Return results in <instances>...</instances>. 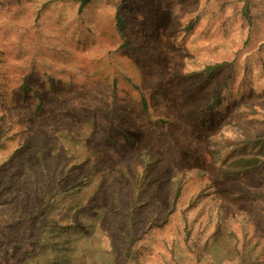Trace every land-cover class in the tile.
I'll list each match as a JSON object with an SVG mask.
<instances>
[{
  "label": "rangeland",
  "instance_id": "obj_1",
  "mask_svg": "<svg viewBox=\"0 0 264 264\" xmlns=\"http://www.w3.org/2000/svg\"><path fill=\"white\" fill-rule=\"evenodd\" d=\"M88 2L0 0V129L11 116L30 125L37 119L49 147L45 162L68 185L51 214L62 210L67 219L73 209L82 210L69 229L53 227L39 237L37 228H44H34L37 217L27 235L0 219V264H264V165L238 177L223 178L217 170L229 153L236 156L243 145L264 138V0ZM244 5L250 23L242 17ZM116 8L121 30L113 24ZM139 48L166 55L162 62L140 61ZM37 60L44 64V81L32 64ZM209 62L225 65L205 77L202 65ZM113 63L127 70L136 65L150 79H159L158 67L167 73L148 94L150 115L140 114L129 85L122 86L130 107L125 130L162 158L146 167V187L135 199L120 171L131 150L114 156L102 132L88 124L101 95L93 89L109 85ZM26 71L33 72L30 82L43 102L38 117L31 113L38 104L33 93L22 102L11 90ZM208 102L212 108L205 111ZM99 118L95 125L105 129ZM34 145L10 160L0 149V213L33 208L38 194L23 159L32 160L30 171L40 178ZM176 178L182 190L172 204ZM197 194L199 202L189 205ZM133 205L140 237L123 262L126 213ZM109 242L119 254L115 263Z\"/></svg>",
  "mask_w": 264,
  "mask_h": 264
},
{
  "label": "trees",
  "instance_id": "obj_2",
  "mask_svg": "<svg viewBox=\"0 0 264 264\" xmlns=\"http://www.w3.org/2000/svg\"><path fill=\"white\" fill-rule=\"evenodd\" d=\"M88 1L89 0H80L79 6L88 4ZM241 14L244 18V21L250 23L251 17L249 15L247 5H244L241 8ZM113 22L116 29L121 30L124 26V22L118 8H116L113 12ZM110 26L112 27L111 24ZM137 55V58L140 61H144L154 57V61L162 62L166 55V52L163 50L159 52L150 51V54H148V52L144 53V50L139 48L137 51ZM32 64L35 67H40L39 72L37 73L44 81L43 75L46 74L44 64L40 60H37ZM224 65L225 62L205 63L202 65V73L205 77H209ZM118 66L119 65H116L115 63H113V65L110 64L109 71L111 72V79L107 87L93 89L94 94H96L97 96L98 94L101 95H99V104L97 106L91 107V110L89 111L90 114L88 118V124H90V126L93 125L92 130L94 132L99 130L102 132V137L107 140V147H110L112 149L115 154L114 156H116L117 154L120 156L122 153L131 150L128 154V159L120 161V171L127 179H129V183L132 185L133 189H135V193L133 194L135 199L137 197V191L145 189L146 187V167L150 164V162L158 161L162 158L156 155V158L152 157L151 154L144 150L146 149L144 144L137 143L136 140L131 135H129L131 129H129V131L125 130L123 124L124 121L127 122V116L129 115L128 113L130 111V107L127 104V101L124 100L122 86L129 85V92H131L134 100L137 102L140 114L150 115L148 94L153 88L156 87V84H159L158 82H160V80H164V75H167V73L166 71L163 72L161 68L158 67L159 79H150L149 77H147V75H142L140 67H136V65L128 67L130 70L123 69ZM1 69L2 65L0 64V82L3 80ZM6 75L8 74L4 73V78L6 77ZM33 75V72L29 74V71H26L23 75L20 76L19 84L16 87L11 88V90L13 91V93H20L22 95V102L27 100L30 93H33L38 104L36 105L35 110L31 113L33 117H38L41 112L43 102L38 90L33 88L31 85L30 79L34 77ZM48 80L52 81L51 77L48 78ZM209 102L204 107L205 111H208L212 108V105ZM2 117H5V115H0V121ZM98 118L102 125H105V129H102L98 125H95V123L98 121ZM162 122H164V120H162ZM30 124L31 123H29L27 119H25V121H22L18 120L17 117L11 116V118L6 121V125L1 127L0 129V149L3 153H6V157L10 160L12 158H17L20 155L19 153L22 152L21 148L26 146V144H35L33 146V151L35 152L34 157L37 161V166L39 167L40 178H34L36 172L30 171V165H33L31 159H23V164L27 168L29 177L33 182V191H36L38 194L35 197L36 202L33 208L25 211V213H23L22 210H19L18 213L15 214L14 208L5 207L4 211L0 213V219H4V223H2L3 226H12L14 224V227L11 228L12 231L16 232L17 234L27 235L29 233H32L31 227L34 226V219L35 217H37L38 221H36V225L34 226V228H37L39 225H41V228H44L40 230H38L37 228V236L39 237L42 232L50 233V231H53L54 228L69 229L72 222L78 221V215L82 210L80 209V207L73 209L70 213L67 214V219L61 217L62 210L59 211L56 217L52 216V210L56 206H58L65 198L68 185L65 183L64 178L59 173V171L51 168L49 166V163L45 162V155L48 153L47 150L49 149V147L45 146L44 144V142L46 141L44 129L38 125L37 119L34 124ZM27 131H31L33 134V136L29 139L26 135ZM263 134L264 132L261 133V135ZM34 135L36 136V143ZM50 137L53 142H57L56 136L51 135ZM86 141L87 140H85V142ZM245 141L250 140L245 137ZM253 141L254 142L250 141L249 143L243 145L241 147L242 149L233 152V154H235L236 156H231L232 153H229L225 157V159L223 160V164L220 165L217 169L223 178L228 175L238 177L259 166L264 165V138L261 139V137H256L253 139ZM136 145H138L139 147ZM62 150L64 154H67L69 152L67 148H63ZM95 150L97 152L99 151L97 148ZM8 152H10L9 155ZM141 158L142 160L139 163ZM84 180L85 179L82 177L79 182H82ZM181 190V180L179 178H176L173 189L174 195L172 204H174L175 201L179 198ZM199 194L189 200V205H191V203L192 205H195L199 202ZM112 198L115 200L117 211L121 212L116 194L112 193ZM0 203L3 204L4 202ZM133 206L134 207H131L130 210L126 213L129 217L128 222L130 227L126 235L125 245L120 255L123 262H127L128 259L131 258V256L134 254L136 250L135 246L137 245L140 237L134 231L133 219L135 205ZM181 213H184V210H182ZM0 226H2L1 223ZM109 244L110 250L113 254V261L115 263L116 259L119 257V254L113 247L112 242H109ZM54 257L55 254L52 255V257H48V263H51L54 260ZM84 264H88L86 259H84Z\"/></svg>",
  "mask_w": 264,
  "mask_h": 264
}]
</instances>
